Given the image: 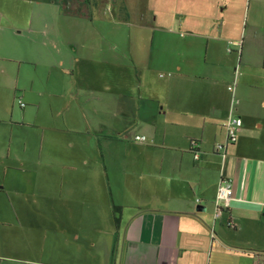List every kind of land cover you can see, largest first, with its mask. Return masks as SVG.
I'll return each instance as SVG.
<instances>
[{"label": "crops", "instance_id": "crops-1", "mask_svg": "<svg viewBox=\"0 0 264 264\" xmlns=\"http://www.w3.org/2000/svg\"><path fill=\"white\" fill-rule=\"evenodd\" d=\"M140 9L139 21L152 28L161 20L173 30L165 7L160 19L153 8ZM219 10L212 8L209 20L179 14L184 33L174 65L152 66V52L145 62L133 53L129 83L99 75L96 85L87 82L94 61L85 52L75 55V42L71 55H57L49 40L5 54L21 50L20 38H32L6 20L9 8L0 4V182L9 168L23 171L16 161L25 150L39 165L47 163L49 183L57 185L36 200L33 212L48 201L50 219L70 230L67 242L95 234L92 229L104 234L99 264H264V99L235 100L240 80L236 92L229 86L236 57L227 77L228 60L218 61L232 44L238 64L257 58L264 65V0L254 4L250 22L249 10L237 24L229 5ZM161 47V55L170 50L167 40ZM7 59L19 66L8 67ZM121 65L115 57L101 62ZM230 116L243 120L234 143L225 126ZM228 178L234 194L217 215L218 188ZM0 186V204L7 207L6 185ZM114 204L123 207V238L113 258ZM74 257L63 264H81Z\"/></svg>", "mask_w": 264, "mask_h": 264}, {"label": "rangeland", "instance_id": "rangeland-1", "mask_svg": "<svg viewBox=\"0 0 264 264\" xmlns=\"http://www.w3.org/2000/svg\"><path fill=\"white\" fill-rule=\"evenodd\" d=\"M79 1L83 5L78 4ZM89 1L93 4L88 5V2L83 0H0V4L3 3L9 8L6 20L16 22L25 29V37L32 38L31 40L20 38L16 44L21 47V50L13 51L10 47L11 53L6 52L5 54L11 55L17 51L28 52L33 48V45L38 46L41 42L49 40L48 48L50 47L57 55H71L73 53L69 51V43L75 42L80 48L79 52L74 54L80 57L82 52H85L89 58H92L90 60L94 61L91 69L93 75L87 82L100 84V75L109 83H129L132 72L129 65L133 64V53H136L145 62L148 60L146 52H152V66L174 65L178 51L177 45L181 49L178 37L184 33L183 28L180 27L179 14L186 12L193 19L209 20L212 8L215 7L219 10V6L227 4L229 5L230 18L234 21L233 24H237L242 19L243 11L244 21L247 20L249 4H251L248 18L250 22L252 21L253 6L257 0ZM142 5L153 8L159 19L163 12L160 8L164 9L165 7L173 30L165 29L169 28L168 26L161 27V20H158L155 27L152 28L139 21V11ZM190 14L192 15L190 16ZM153 36L155 39L152 44ZM132 37L140 39L139 42L129 41ZM159 37L165 38L167 47L170 46L169 52L163 55L160 54V49L161 46H164V40L160 41ZM39 47L42 48V44ZM84 47L85 49H83ZM233 47L234 45L229 44V51L225 48L218 61L226 62L228 60L224 73L227 77L231 74L229 64L236 57L235 67L237 66V69L234 70V78L230 83L235 86L236 92V79L240 80L235 100L242 96L246 100H251V97L259 101L264 99L263 61L254 58L252 61L250 60V64L244 61L238 64L237 55L231 52ZM199 50H197V54ZM200 52L199 55L202 58L205 55L204 50L202 51L201 48ZM111 57L119 58L122 63L121 67L101 66L103 58ZM208 61L211 63L215 60L209 57ZM3 62L7 63L8 67L17 68L19 66V62L15 60L7 59ZM12 84L13 82H11ZM250 92L252 95L248 96ZM260 109L264 112L263 108ZM24 142H26V137ZM38 146L35 148L38 149ZM36 152L39 151L36 150ZM31 153L32 151L25 150L24 154L19 155L22 158L17 160L18 162L16 161V163H23L21 166L23 171L9 168L6 182H0L6 185L3 194L7 196L8 201L7 207L0 204V262L6 264H63L71 254H74V259L81 264H99L103 254L101 247L106 243L104 234H99L97 229H92L95 234L89 233L83 235L79 241L67 242V239L72 241L70 230L65 232V229L59 226V223L62 224V220L54 224L55 221L50 219L48 201H44L45 204L42 205L44 207L38 204L42 209L41 212H33L36 200L41 197L45 200L48 197L49 187H55L57 180L55 179L54 185L49 183L52 182L50 179L52 173L48 164L43 162L42 165H39L36 157L33 158ZM43 159L47 161V154ZM61 188L59 187V190ZM71 222L73 221L71 220ZM119 231L116 227L114 247L115 244H119L118 241L116 242L117 233L122 244L123 235L120 236ZM88 238H90V243L95 242V246H91L85 241Z\"/></svg>", "mask_w": 264, "mask_h": 264}, {"label": "built area", "instance_id": "built-area-1", "mask_svg": "<svg viewBox=\"0 0 264 264\" xmlns=\"http://www.w3.org/2000/svg\"><path fill=\"white\" fill-rule=\"evenodd\" d=\"M163 75V74H162ZM230 90H235L234 85L229 86ZM243 120L240 116H230L229 120L226 123V129L228 132L229 140L231 142H236L237 141V130L238 128L242 125ZM135 139L138 141H145L147 137L145 135H136ZM195 157L198 158V154H195ZM234 194V186H233V181L231 179H224L221 184L219 185L218 188V198H217V203L218 208L216 211V214L219 215L221 212L222 206L225 204L226 206L229 205V201L232 198ZM223 202V203H222ZM224 205V206H225Z\"/></svg>", "mask_w": 264, "mask_h": 264}, {"label": "trees", "instance_id": "trees-1", "mask_svg": "<svg viewBox=\"0 0 264 264\" xmlns=\"http://www.w3.org/2000/svg\"><path fill=\"white\" fill-rule=\"evenodd\" d=\"M87 1L90 2L89 0H87ZM122 212H123V207L120 206V205L114 204V206H113V214H114V220H115V223H116V227H117L118 230H119V227H120L121 222H122ZM118 239H119V234L117 233L116 234V242L118 241ZM116 250H117V244H115V247L113 249V256L116 253Z\"/></svg>", "mask_w": 264, "mask_h": 264}, {"label": "flooded vegetation", "instance_id": "flooded-vegetation-1", "mask_svg": "<svg viewBox=\"0 0 264 264\" xmlns=\"http://www.w3.org/2000/svg\"><path fill=\"white\" fill-rule=\"evenodd\" d=\"M78 4L82 5L81 1L77 2ZM78 6V5H77Z\"/></svg>", "mask_w": 264, "mask_h": 264}, {"label": "water", "instance_id": "water-1", "mask_svg": "<svg viewBox=\"0 0 264 264\" xmlns=\"http://www.w3.org/2000/svg\"><path fill=\"white\" fill-rule=\"evenodd\" d=\"M0 187H2V186H0Z\"/></svg>", "mask_w": 264, "mask_h": 264}]
</instances>
